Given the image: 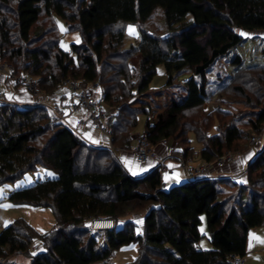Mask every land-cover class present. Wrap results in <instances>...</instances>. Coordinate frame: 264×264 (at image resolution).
I'll return each mask as SVG.
<instances>
[{
    "label": "trees",
    "instance_id": "1",
    "mask_svg": "<svg viewBox=\"0 0 264 264\" xmlns=\"http://www.w3.org/2000/svg\"><path fill=\"white\" fill-rule=\"evenodd\" d=\"M157 9L165 23L152 31L145 23ZM53 15L78 31L82 43L68 52L55 30L43 34L37 25ZM127 24L141 30V42L129 49L124 48ZM262 30L264 0H0V49L18 74L38 78L48 96L67 80L99 84L100 98L111 109L106 124L114 148L132 149L145 115L144 135L154 145L163 139L179 142L175 154L184 161L192 157L193 137L202 146V160L213 162L226 150L253 149L245 128L264 131V67L238 68L215 91L216 99L231 108L202 114L213 97L209 72L243 43L242 32ZM136 57L138 67L131 61ZM242 63L241 56L232 59L238 67ZM161 65L167 81L155 89L151 84ZM254 81L259 89L249 94ZM233 92L238 100L227 98ZM52 111L46 103L0 102V187L38 166L57 174L7 197L51 208L56 228L40 235L27 221L15 220L0 233V257L9 259L21 250L29 264H108L114 252L136 244L138 257L129 264H232L233 255H246L250 229L264 228V147L248 164L242 184L208 176L162 189L157 167L133 176L116 151L90 143L66 124L50 126ZM200 111L199 121L182 123L184 116ZM129 213L143 216L140 234L130 220L103 232L101 243L90 228L93 217L118 224ZM203 215L213 246L209 251L198 247ZM38 238L42 243L34 251Z\"/></svg>",
    "mask_w": 264,
    "mask_h": 264
},
{
    "label": "rangeland",
    "instance_id": "2",
    "mask_svg": "<svg viewBox=\"0 0 264 264\" xmlns=\"http://www.w3.org/2000/svg\"><path fill=\"white\" fill-rule=\"evenodd\" d=\"M165 23L164 21V14L160 9L156 10V15L149 21V23H145L146 28L148 27L149 29L157 30L156 27H160ZM38 27L41 28V32L46 33L50 29L55 30L53 32V35H57L60 41V47L64 51H70L71 50V45L73 44H81L82 43V36L78 31H73L69 28V25L59 16L53 15L52 20L49 17H42L41 22L37 25ZM52 30V31H53ZM126 30V37H125V43H124V48L129 49L135 45H138L141 42V30L139 28L138 24H127L125 27ZM242 36L244 37L243 43L235 48L230 54L225 56L219 63L218 65L213 68L209 74V89H210V94L212 97L211 101L208 102L204 108H202V114L203 116H208L213 113V110L216 109L217 107H223L224 109H229L231 108L230 105L224 100L219 102V99L217 100V96H215V91L224 83L229 80L230 77L234 76V73L238 70V68H243V69H251V68H262L264 67V30L262 31H255V32H242ZM241 56L243 58V63L240 67H238L235 64H232V59L236 56ZM132 65L133 66H139V58H133L131 59ZM112 64H115V61H110ZM219 76H222L219 78ZM188 76H183L180 78L179 82H184ZM136 79V78H134ZM167 81V73L164 65H161L157 69V74L155 78L152 81L151 87L158 89L163 87L166 84ZM256 83L258 81H254L253 84L250 85L247 91H249V94H252L254 91L258 90L259 87L256 89ZM262 83V82H261ZM85 85L84 83H82ZM263 84V83H262ZM261 84V85H262ZM14 88H17V86L14 85ZM60 89V88H59ZM59 89L56 92H59ZM16 90V89H15ZM174 91H177V89H173ZM101 91V88L99 89ZM48 95V94H45ZM226 98V96L224 97ZM228 99L234 101L238 100L239 96L236 94V92L230 93L227 96ZM55 105V104H54ZM107 107V106H106ZM241 108V107H240ZM51 109L53 110L54 108L51 105ZM107 109H109L107 107ZM111 110V109H109ZM201 115V111L198 112V114H190L184 116V119L182 120V123L185 121H199ZM228 118H224V121L227 120ZM147 121V116L141 115L139 118V131H143L146 125ZM212 123H215L218 125V121L216 119L212 120ZM82 130L80 129L78 131L81 132ZM137 131V129H136ZM136 131L134 132V138L136 137ZM212 132V131H211ZM245 132L249 133L251 138L257 134L253 133L250 128H245ZM213 133H215V130H213ZM97 135H100L98 132ZM192 137V136H191ZM47 139L44 138V141H42V145H45L47 143ZM174 143L176 146L179 148L181 147L179 145V142L174 140ZM195 145L199 150H194L191 152L192 160L195 163V165H205V162L202 160L199 151L202 149L201 144H199L193 137L191 141V146ZM246 142H243V145H245ZM251 144V140H250ZM252 145V144H251ZM258 145H253V147ZM116 154L119 152L126 150L124 148L120 147H115ZM121 150V151H119ZM250 151V150H249ZM227 152H232L235 155H240L239 151L236 153V151L232 150H226L223 154H226ZM247 152V151H246ZM245 153V152H244ZM241 153V154H244ZM254 159H252L250 162H252ZM200 161V162H197ZM215 161V160H214ZM249 162V163H250ZM55 179L57 178V174L49 169H46L42 166H38L37 169L31 173H28L25 175L20 180H17L16 182L13 183H8L0 187V233L10 226L15 220L17 219H23L27 221L28 223L32 224L38 233L40 235L46 234V232H49L56 228V219L55 215L53 213V210L51 208L47 207H39V206H34V205H29V204H17L11 202L7 197L9 194L13 191L19 190V189H24L28 188L30 186H33L35 183L38 181H42L45 179ZM143 214V213H142ZM127 216H132V213H129ZM141 217V216H139ZM130 218V217H129ZM202 223L200 225V232L202 235H204L203 239L200 241L201 244H209V232H208V227H207V219L206 215H203L201 217ZM123 221V220H121ZM121 223H119L118 228L121 227ZM124 224V223H123ZM122 224V225H123ZM124 226V225H123ZM122 226V227H123ZM96 235L99 237L98 239L100 240L101 243H103L106 239L103 236L102 232L96 233ZM35 244L41 245L42 239L38 238L36 240ZM134 244L127 245L122 247L120 250L114 252V254L111 257V264H129L133 262L137 257H138V250L133 247ZM208 247V246H207ZM209 249H211V245H209ZM208 249V250H209ZM23 261L20 259V262ZM13 264L14 261L12 260Z\"/></svg>",
    "mask_w": 264,
    "mask_h": 264
},
{
    "label": "built area",
    "instance_id": "3",
    "mask_svg": "<svg viewBox=\"0 0 264 264\" xmlns=\"http://www.w3.org/2000/svg\"><path fill=\"white\" fill-rule=\"evenodd\" d=\"M3 51L0 49V80L3 79L6 83L17 86L19 89L25 90L33 96H44L45 93L41 88L40 81L36 77H30L26 74H18L16 72L13 63L5 61L3 59ZM64 89H68L74 96L71 103V111L68 115L60 114L53 109L49 116V125L57 126L59 124H66L72 129L76 130L81 127L92 124L96 130H98L108 141V146L111 150L118 151L112 145V130L106 124L110 110L98 97L97 91H99V84H85L67 80L59 89V92ZM6 99V95L3 90H0V102ZM74 116L73 123H70V116ZM160 144L167 148V154H159L155 146L148 139L147 135L143 134L133 148V156L138 165L144 167L149 161H154L158 171L163 177L162 189H167V182L165 180L166 174L170 176L173 174L170 165L167 164V155H173L176 153L178 147L176 144L168 139H163ZM252 145H258V149L261 150L264 147V131L251 138ZM121 151V150H119ZM236 156L232 152L222 154L213 162H205V165H195L192 157L188 158L185 162V171L191 175H197L202 177L210 176L214 168L224 169L225 167L233 164ZM117 224L113 218L109 217H93L90 220V228L94 232L109 231L116 229ZM40 248L39 245H34L32 249L37 251ZM15 255L22 256L24 253L21 250L16 251ZM109 261V260H108ZM232 264H247L248 259L246 256L233 255ZM8 263V259L0 257V264Z\"/></svg>",
    "mask_w": 264,
    "mask_h": 264
},
{
    "label": "crops",
    "instance_id": "4",
    "mask_svg": "<svg viewBox=\"0 0 264 264\" xmlns=\"http://www.w3.org/2000/svg\"><path fill=\"white\" fill-rule=\"evenodd\" d=\"M0 90L4 91L6 98L8 99L11 98L15 102H17V104L23 105V104L46 103L50 107L52 105V107L58 113L66 114V115H68L69 112L71 111V103H72L73 96H74L68 89H64L61 92H56L55 96L44 95V96L36 97L25 90L19 89L18 87L14 88V85L10 83H6L5 81H3V79L0 80ZM97 94H98V97L100 98L101 92L97 91ZM70 117H71L70 123L72 124L75 119L73 118L74 117L73 115ZM80 129L82 131L78 133ZM75 131L92 144H95L101 147H107L109 145L107 139L98 130H96L91 123L88 124V126L78 128ZM145 131H146L145 129L143 131H139V128H137L136 137L134 138V141L132 142V149L128 151L123 150L117 154V156L122 161V163L125 165V167L128 169V171L133 176H136V177H143L150 170H152L153 168H156V164L154 161H149V163L144 167L138 165L133 156V148L137 143V139H139V137H141L145 133ZM98 132L100 133V135H97ZM192 148L196 151V150H199L200 147L197 148V146L195 145L193 146L192 144ZM155 149L159 154L165 155L168 153L167 148L165 146H162L161 144L156 145ZM260 151L261 150H259L256 146H254L252 150L250 149V151L248 150L244 154H240L239 156H236L233 164L225 167L224 169L214 168L209 177L224 178V179L237 182L238 184L240 183L242 184L243 182H245V171L247 169L249 162L252 159H255ZM166 162L168 165H170L172 169V173H173L171 176L169 174H166L165 176V180L167 182V188H169V186L178 185L181 183L195 181V180H200L204 178L202 176L188 174L185 171V167H184L186 161L183 160L181 155H177V154L167 155ZM197 162H200V161H197ZM139 216H135V215L127 216L125 219H122L123 221L121 222L123 224L126 221L133 220L136 224H138L137 232L140 234L142 232V228H141V225L139 224L141 223L143 216L142 215L141 217ZM119 223L117 224V227ZM122 224H121L120 229L124 227L123 226L124 224L123 225ZM30 225L33 226L32 224ZM101 232L103 233L104 231H101ZM261 241H264V228L250 229V231L248 232V237H247V248H246V255H245L248 259L247 264H264V243H262ZM209 242H210V238H209ZM199 243H198V247L201 250L209 251L213 249L211 242L208 245L207 244L200 245ZM209 245H211V249H209ZM133 247L136 249V251L138 250V246L136 244H134ZM20 259L23 261L20 262ZM12 260L14 261L15 264H29L31 261V259L27 258L25 255H22V256L14 255L8 259V263L6 264H13L11 263ZM111 263L112 261L110 258L108 264H111Z\"/></svg>",
    "mask_w": 264,
    "mask_h": 264
},
{
    "label": "snow or ice",
    "instance_id": "5",
    "mask_svg": "<svg viewBox=\"0 0 264 264\" xmlns=\"http://www.w3.org/2000/svg\"><path fill=\"white\" fill-rule=\"evenodd\" d=\"M258 239V238H257ZM262 243H264V241H261Z\"/></svg>",
    "mask_w": 264,
    "mask_h": 264
}]
</instances>
